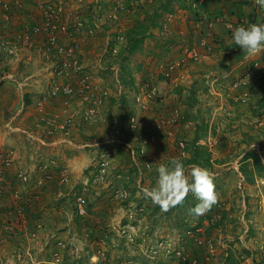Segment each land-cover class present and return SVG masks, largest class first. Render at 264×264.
Wrapping results in <instances>:
<instances>
[{"label":"rangeland","instance_id":"374dc122","mask_svg":"<svg viewBox=\"0 0 264 264\" xmlns=\"http://www.w3.org/2000/svg\"><path fill=\"white\" fill-rule=\"evenodd\" d=\"M68 1L70 2V6L71 2L73 3V12L80 11L86 23L88 20L92 22L94 16H97L100 19V23H102V30L95 37H89L96 43V52L89 55L87 60L83 61L82 64L84 65L83 70L85 72L90 73L109 90L110 96L100 105V113L102 119H106L105 123H99L98 125H87L83 123V125L76 126L74 129L72 128L69 134H67V138H69L68 140L72 144L64 143L57 147L53 144L55 141L47 142L49 146H44L40 143L42 148L54 147L59 149V155H51L59 165L66 151L73 153L79 152V154L85 155L86 157L84 160L85 163H83L85 167H82L81 174L79 173L78 176L77 173L76 175L73 174V171H71L73 169L67 165L71 172L70 182H79L76 187L77 191L86 189L84 194L86 196L87 210L92 205L91 212H88L87 218H74L71 222V227L69 226L70 231H66L69 233L67 234L68 237L66 236L67 251L72 252V249L76 247L79 249L80 252L75 251L80 256L77 264H154L152 262L153 259L150 257L151 254L146 248V246L150 247L151 245L145 246L140 243L137 245L130 244L118 234L110 231L109 226L112 223L120 224L124 220H130L127 222L136 224L139 233L144 230L151 232L153 235H151V238L156 242L158 240H170L176 243V245H183L185 231L197 224L203 225L206 216L202 215L196 218L190 213V208L198 203L191 193L189 194L193 198L192 204H186L182 209L172 208L168 211L170 213L169 215L160 209L156 211L151 210L156 205H153L150 200L145 199L140 189L142 187H154L153 185L156 184L158 178L157 169L149 171L151 174H149L150 178L147 183L145 173L141 176L140 173L136 174L134 172V163L123 145L116 144L110 147L112 155L109 158L110 167L106 182L102 184H94L92 182V176L95 173V166L93 164L96 163L97 155L102 148L94 146L88 147L86 145L99 144L106 141L108 135L107 129L111 126L109 100L113 96L118 99L120 90L116 78L121 76V70H114L113 65H120L122 60L119 58L117 63L115 57H110L102 65L100 63L106 38L108 36L114 37L116 31L118 29L120 31L118 23L106 20L109 8L118 0H100L98 4H93L92 0ZM75 1H77V4L79 3L78 6L80 7L75 4ZM139 1L137 11L140 8L142 10L145 2V0ZM44 2L45 0L41 1V3ZM27 3L28 1H24V4ZM81 7H89L90 9H85L83 12ZM30 12L27 11L26 13L30 19H33L35 11ZM119 23L121 28H123V21L120 20ZM16 27L19 29V26ZM158 30L160 31L161 29L152 30L154 33L146 38L143 49L145 48L146 42L152 36L156 37L155 31L157 32ZM45 49L30 47L24 51L20 59L16 60H12L6 56L4 57L6 59L0 60L3 62L1 67L9 68L10 72L14 75V78H12L17 81L30 83L37 79V81H40V79L42 81L43 79L44 89L46 90L52 81L55 63L52 61V54L47 52V48ZM143 49L136 52L126 62L132 79L127 78L125 81L127 84L123 82V96L128 100V107L139 116L136 115L139 121L137 134H133L132 139L129 140L130 144L134 146H139L142 143V138L139 135L154 134L155 126L153 129L152 127L155 120L153 117L157 112L155 110L148 113H137L139 109L134 101L137 91L135 88L137 87L133 88L132 86H136L134 85L136 83L140 84L149 72L156 71L159 61L170 60L169 58H158L156 66L151 69L150 66L154 62L148 57L146 58ZM202 55L201 62L181 69L177 75V85H161L162 94L164 95L163 100L166 105L169 108L179 110V122L176 123L178 125L177 133L173 140L170 141L172 154L167 158H169V161L174 157L180 158L184 162L185 159L190 158L192 148L194 147L193 142L197 136H202L197 144L201 146L202 150L210 154L208 157L211 166L206 164L205 168L214 175L216 192L224 201L226 208L223 221L219 226L208 230L210 237L214 238L221 248H219L218 255L214 256L209 264H227L225 257L228 251L221 247V244L225 242L228 244V249L231 248V250L238 253V256L243 260L242 264H264L261 257L264 251V174L256 171V166L252 158L246 159L250 152H255L261 160V165L264 166V117L256 114L252 110L251 105L257 100L254 92L259 97L264 95V86H260V82L257 83L258 78H262V74L258 71L253 72V75L250 76L251 88L247 92L244 90H236L231 86V82L238 77V72L236 71L237 74L234 73L233 75H219L220 70L217 71L215 69L213 71H216L218 74L216 72H206V61L208 58L206 57L207 54L203 52ZM29 57L33 59L27 61ZM144 62H151V64L149 66L147 64L143 65ZM248 67L250 68L251 65ZM30 74L33 75L32 78H28L31 76ZM9 86L13 90L17 89V87ZM23 92L25 91L22 90L21 93ZM246 93L247 97L244 96ZM233 96L238 98L240 96L243 97L242 99L236 100ZM18 98L19 100L21 99L20 96ZM4 104L5 101L1 103L3 105L2 108L6 107H4ZM57 105L59 109V113L57 114L62 115L63 120L65 115L62 112L60 104ZM76 105H74L75 107L73 106L74 109H77ZM2 108L0 110V118H3V125L7 124L6 128L9 130L8 125L12 116L9 113H3ZM55 111L52 109L50 112H52L51 114H55ZM117 112L118 108L113 110L111 114L113 113L114 115ZM141 116L143 117L142 120L140 119ZM78 122L80 123V121ZM38 123L41 128L38 127L37 129H41L40 131L42 132L43 123L41 121ZM94 132L97 133L94 134ZM59 134L63 136L62 138L66 136L61 132ZM118 136L121 141L125 142L128 140L125 137ZM2 138H6L7 140L6 135H2ZM181 138L187 139L188 149L186 155L180 153L176 144V141L178 142ZM156 144L157 142L149 146L150 159L152 158L151 153L156 147ZM38 146L31 145L34 151L38 149ZM5 150L7 149L1 151L5 152ZM165 159L166 157L159 160L163 163ZM245 165H248L249 170H254V173L250 177L253 180L251 184L249 183V179L241 172V168ZM190 166L186 165L185 167L190 171ZM245 187L246 189L244 191ZM123 191H127L130 194L127 200H122L117 196L119 192ZM95 202H101V206H104V213L103 211L101 213L103 216L102 221L109 225L108 227L105 225L103 229H99V234L96 232L95 235H91L89 234L90 229H88L90 222H87V219L90 217V220H92V218L94 219L96 217V214L92 213ZM72 205H74L73 202ZM66 209L67 212L64 214L70 218L74 206L68 205ZM126 212L128 213L127 215ZM66 222L68 221L66 220ZM66 228L68 229V227ZM80 228L83 230L81 231ZM96 234L101 238L95 241L92 237L97 238ZM139 237L138 242H141L143 239L142 235ZM241 238L243 239L242 241ZM91 248H94V251L89 250ZM194 250L195 248L190 247L187 251L191 253ZM244 250L250 251L251 255H248ZM93 256L98 257V259L92 261L91 257ZM168 263L183 264L180 263L179 259L177 260L175 258L168 259Z\"/></svg>","mask_w":264,"mask_h":264},{"label":"built area","instance_id":"2783aa9c","mask_svg":"<svg viewBox=\"0 0 264 264\" xmlns=\"http://www.w3.org/2000/svg\"><path fill=\"white\" fill-rule=\"evenodd\" d=\"M148 1L149 3H153L154 0ZM204 1L205 0H199V2H193V8L198 9ZM247 1L258 6L254 0ZM93 2L98 4L100 0H93ZM23 6V0H0V7L4 10V22L8 25L12 24L14 13L21 10ZM138 6V0H129V2L118 0L109 8L106 20L118 23L120 31L118 29L114 37L108 36L106 38L105 47L100 58L101 65L105 61H108L110 57H117L119 55L121 46L125 42L122 33L124 30L121 28L119 22L123 14L130 15L135 13ZM69 7L70 2L68 0L39 2L35 9L34 17L31 19L32 21L23 25V28L20 33L15 36L13 42H3L0 40V48L6 51L12 58L16 59L19 58L26 49L33 46L36 37L44 36L46 47L52 54V61H54L55 67L50 86L39 99L37 106L40 110H43L39 121L43 123L47 136H57L60 132L66 135H64L65 138H57V141L53 143L56 146H60L64 143L72 144V142L68 140L67 134L72 130L76 121L81 120L87 125L105 123L106 119H102L100 113V105L103 104L105 99L110 95L109 90L105 88L100 81L83 70L84 65L81 60L83 36L95 37L96 34L102 30V23H100V19L97 16H94L92 22H89V25L82 18L80 11H70ZM68 18H72V20L68 21ZM204 21L207 23L208 30L202 35L198 45L187 46L183 59H171L159 62L157 70L149 73L139 85L138 91L134 97L135 104L139 111L144 113L152 112L153 106H155L158 112L154 116V134L148 138L149 140L143 137L141 139L142 143L139 146L131 145L129 140L132 139L133 134H137L136 132L138 130V115L130 114L128 119L123 122L121 121V117L115 114L113 115L114 118H110L111 126L107 129L108 135L106 141L99 144L86 145L88 147L94 146L102 148L97 155L96 165L93 164V166H95V173L92 176V182L94 184L105 183L108 178L110 167L109 158L112 155L110 150L111 145L119 144L125 146L132 162L140 167V164L143 163L146 165L152 160L150 159L149 146L156 143L160 135L164 134L170 140H173L175 137L178 129L176 123L179 122V110L169 108L163 100L164 95L160 89V78L163 79L166 85H177V75L183 67L201 62L203 55L200 48L209 49V47L219 44L220 40L217 37L218 33L216 31L218 24H223L226 31L230 32L231 37L236 27H246L249 24L246 19L232 20L226 11L223 15L216 14L212 17L211 15H206ZM235 51L236 49H229L227 54L232 55ZM260 68L261 64L255 62L253 70ZM9 78L11 79L12 76H9ZM117 82L120 84L119 80H117ZM248 84H250V75L246 74L244 77L236 79L231 86L233 89L238 90L242 88V90L245 91ZM121 94L122 87L120 85L119 95ZM244 96L247 97V93L244 94ZM242 97L243 96H240L238 98L233 96L236 100L242 99ZM57 104H60L62 112L65 115L63 120V116L57 114L59 113V109L54 112L55 114H51L52 112H50L53 108L55 109L58 107ZM73 104H77L81 107L74 109ZM8 128L13 130L11 124L8 125ZM118 135L128 140L125 142L121 141ZM38 140L42 145L49 146L44 137H39ZM176 144L180 153L186 155L188 149L187 139L181 138L178 142L176 141ZM167 157L163 164H168L169 158ZM0 160V195L8 194L17 202L9 212L11 220L13 218L16 219H13L12 222H8L6 230L9 231V234L14 236L17 235L16 228L18 227L17 229L20 228V231L27 230L30 240H38V234L44 229V225L36 221L32 225V229L29 230V226L32 224L31 214L33 209H35L30 199L36 202L40 200L41 194L50 183H56L59 186H70V169L67 166L57 164L56 160L52 159L49 163H44L40 166L39 175L37 179L34 180L32 175L28 172H19L15 177L9 175L8 170L15 162V156L12 152H1ZM18 184H23L32 192L35 191V197H28L25 200L23 192L18 188ZM240 189L243 188L240 187ZM85 191V188L82 191H77V188L74 187L69 192V197L73 200L74 204V216L81 219H85L88 216ZM117 196L122 200H127L130 194L127 191H123L119 192ZM225 210V203L219 197L218 203L205 214L206 219L203 225L197 224L184 233L183 245H176V243L170 240H158L156 242L151 238L152 234L149 233V231L144 230L139 233L137 225L127 221L120 224L112 223L109 229L130 244L137 245L140 243L145 246L151 245L150 247L146 246V248L147 251L150 252V257L153 259L154 264H169L168 259L174 258L177 260L179 259L180 263L183 264H209L211 259L218 255L220 245L214 238L210 237L208 230L219 226L223 221ZM89 231L91 235L95 233L93 229ZM140 235H142L143 239L141 242H138ZM242 240L241 238V241ZM188 241L191 242L193 248L199 252L198 258L193 255V252L190 253L187 251V247L185 246ZM227 245V242H225L221 244V247L227 251ZM47 246L53 248L52 263L61 264L63 253L68 248L66 241L54 238L53 242H47ZM202 250H204V252ZM17 255L21 257V252ZM227 256L228 253L226 254V257ZM75 257L78 263L80 256L76 252ZM261 257L262 260H264V251ZM0 264H7L3 261L1 253Z\"/></svg>","mask_w":264,"mask_h":264},{"label":"crops","instance_id":"0c3cea01","mask_svg":"<svg viewBox=\"0 0 264 264\" xmlns=\"http://www.w3.org/2000/svg\"><path fill=\"white\" fill-rule=\"evenodd\" d=\"M6 1H11V0H6ZM24 1L25 2L28 1V3L24 4L21 10H18L14 13L13 24L10 25L4 22V18H3L4 10L0 7V40L1 41L13 42L15 36H17V34H19L21 29L23 28V25L26 24L27 21L28 22L32 21L26 12L35 11L37 5L42 0H23V2ZM45 2H50V1L45 0ZM72 4L73 3L71 2L72 7L71 6L69 7L70 11H73ZM75 4L78 6L79 3L77 4V1H75ZM85 9L89 10L90 8L89 7L82 8L83 12L85 11ZM140 9L139 11H137V13H134L133 15L132 14L122 15L123 18H121V21H123L122 27L124 30H127L128 28L132 27L137 20H140L144 17L145 15L144 11ZM170 9L171 12L165 13L164 15V19L162 21L163 24L162 27L160 28L161 30L160 31L158 30L157 32L155 31L156 37L152 36L151 39L146 42L145 48L143 49L144 52L142 51L145 54L146 58L148 57L150 60L154 62L152 66H150L151 69H153L152 67L156 66V62L158 58L162 57V58L180 60L183 59L187 46L189 45L193 46L195 44L198 45L200 38L208 30L207 23L204 21L206 15H211V17L216 14L223 15L224 12L227 10L226 12L229 11L228 14L232 20L246 19L248 21L251 18L252 14H255L256 17L255 16L252 17V20L255 21V19H257L256 20L257 23L264 22V8H260L259 6H256L254 4H244L243 2H240L238 0L227 1L224 8L223 7L220 8L216 0H207L206 3L200 7L199 9L200 14H195L190 10L184 9L181 6V4L177 1H174L172 3ZM71 20L72 18H68V21ZM16 26H19V29ZM216 31L218 33L217 37L220 40L219 44L217 46H211L209 47V49L200 48V50L203 53L207 54L206 57L208 58V60L206 61L207 63L206 67L208 70L205 69V71L211 73L216 72L213 71L214 69L217 71L220 70V68L222 67L221 64L223 63V59H225V57L227 56L224 53V49L228 45L234 44L231 39V36H229L223 24H218L216 27ZM152 33H154V31H152ZM32 47L40 48V49L47 48L45 44L44 36L36 37ZM93 52L94 53L96 52V43L94 42V40H91V38H89L87 35H84L82 48H81V60L82 61L87 60L89 55H91ZM235 53H237V51ZM4 57H6L5 51L0 48V60L6 59ZM32 59L33 58L29 57L27 61H30ZM251 61H261L262 64L264 65V52L253 57H249L245 55V57L242 60H240L232 67V73H236L237 71L238 74L240 75L245 70L248 72L250 70L248 66L250 65ZM2 63L3 62L0 63V96H1L0 107L1 108L3 107L1 103L5 101L4 107L5 106L6 107L2 108L3 113H9V115L12 116L9 124H11L13 130L9 128H8L9 130H7L6 128L7 124L3 125L4 120L3 118H0V153L4 152L1 150L7 149L5 150V152L6 151L12 152V154L15 156V162L13 166L8 170V173L11 177H15L16 174L19 172H28L30 175H32L33 179L36 180L39 175L40 166L44 163H49L52 159H54L52 158L51 155H59V149L57 148L54 147L42 148L38 138L42 136L45 138L47 142L49 141L52 142V141H57V138H62L63 136L62 135L60 136V134L57 136H47L44 125L42 127L43 129L42 132L40 131L41 129H37L40 126L38 122L43 112V110H40L38 108L37 103L39 99L42 97L43 93L47 90L44 89V84H43L44 80L42 79L41 81L40 79V81H37L38 80L37 79L30 83L17 81L16 79H13L14 75L10 72L9 68L7 72H4L5 68L1 67ZM145 64L149 66L151 62L149 63L144 62L143 65ZM218 65L220 68L218 67ZM228 66L230 67L231 65L228 64ZM113 69L119 70V67L117 65H114ZM253 71L250 70V72ZM222 74L228 75L225 74L224 72H221L220 70L219 75ZM30 75L31 76L28 78H32L33 75L32 74ZM9 76H12L13 78L10 79ZM39 82H41V84H39ZM9 85L17 87V89L13 90L10 88ZM20 90L21 91L24 90L25 92L21 93ZM41 90L42 91L45 90V91L41 94L42 92ZM18 95L21 97L20 100L18 98L19 97ZM74 105L76 104H73V106ZM76 106L78 108V105ZM117 108H118V112L117 114L116 113L115 114L120 117H125L130 114H136L135 111H132L131 109H129V107H124L123 105H119V104L116 105V107L114 106V108H112V111L116 110ZM57 109L58 107H56L55 109L53 108V110H57ZM137 111H138L137 113L141 112L139 110ZM142 116L140 117L141 120L143 118ZM79 121L80 123L78 121L75 122L73 129L76 128V126L83 125L84 122L81 120ZM153 128L154 125L152 129ZM96 133L97 132H94V134ZM152 134L153 133H149L139 136L140 138L145 137L144 139L149 140L148 138H150ZM2 135H6L7 140L6 138H2ZM36 141H38L39 143ZM170 141L171 140L168 139L164 134L160 135L158 137L156 147L153 149L151 153L152 165H148L147 167L144 166L145 164L143 163L140 164L139 167L140 175L142 176V169H141L142 167L143 173H145L146 176L145 179L147 183L150 178L149 174H151L149 173V171L158 168L157 166L161 163L159 159H162L172 154V150L170 149L171 147ZM32 144L37 146L39 145L38 149L34 151L33 150L34 148L31 147ZM85 158H86L85 155L79 154V152L73 153L71 151H66V153H64L61 165H65V166L68 165L69 167H71V169H73L71 170L73 171V174L76 175L77 173L78 176L81 170L83 169L82 167H85L83 166L84 165L83 163H85L84 161ZM0 164H1V160H0ZM78 183L79 182H71L70 186H59L56 183H50L46 186L44 192L41 194L40 200L36 202L35 200L30 199V202L34 204L35 209H33L31 214L32 224L29 226V230L32 229L33 227L32 225L36 221L41 222L44 225V229L41 230L38 234L39 237L38 240H32V239L30 240V238H28L27 230L20 231V228L17 229L18 227L16 228L17 235L13 236L9 234V231L6 230V227L8 226V222L9 221L12 222L13 219L14 220L16 219L13 218L11 220V217L9 216V212L17 204V202H15L14 199L8 194L0 195V253H1V257L3 258V261H5L7 264H53L52 263L53 248L48 247L47 242H53L54 238L67 241L66 236L68 237L67 234L69 233L66 231L68 230L70 231L72 220L74 218H79V217L74 216V210L71 212L70 218L66 216L64 213L67 212L66 208H68V205L73 206L72 205L73 201L69 197V192L72 188L77 187ZM153 186H155V184ZM18 188L23 192V196L25 200L28 197L29 198L35 197L34 196L35 191L32 192L29 188H26V186H24L23 184L22 185L18 184ZM101 205H102L101 202L94 203L93 206L94 208L92 209L93 210L92 213L96 214V217L94 219L92 218V220H90L91 218L88 217L87 222H90L88 229L95 230L97 228V230H99V229H103L105 225L108 227L109 224L102 221L103 216L101 215V213L104 210L103 209L104 206ZM127 214L128 213L126 212V215ZM66 220L68 222H66ZM126 221H130V220H124V222ZM65 226L68 227V229ZM80 230L82 231L83 229L80 228ZM96 236L97 238L92 237V239H94L95 241L101 238L98 234H96ZM95 241L94 243H96ZM89 250L94 251V248H91ZM75 251L80 252L77 247L73 248L72 252H68L67 250H65V252L63 253V259L61 263L77 264ZM19 252H21V257H18L17 255ZM152 262L154 263V261Z\"/></svg>","mask_w":264,"mask_h":264},{"label":"trees","instance_id":"16d2710c","mask_svg":"<svg viewBox=\"0 0 264 264\" xmlns=\"http://www.w3.org/2000/svg\"><path fill=\"white\" fill-rule=\"evenodd\" d=\"M174 1H177L181 4V6L184 9L190 10L195 14H200L199 13V9L200 7L206 3L207 0L204 1V3L198 8V9H194L192 6L193 2H199V0H154L152 4H149L148 0H145L144 5L142 7V11H144V18L137 20L135 22V24L128 28L127 30H125L123 33V36L125 38V42L122 46V48L119 51V55H118V59L120 58L121 64L119 65L120 70H121V76L119 77L120 81L125 84H127L125 81L127 78H129L130 80L132 79V75L131 72L126 64L127 61H129L131 59V57L136 53L139 52L143 49V45L144 42L146 40L147 37H149L152 34V30L153 29H158L162 27L163 24V19H164V15L165 13L171 12V5ZM217 3L219 4L220 8H224V6L226 5V2L229 0H216ZM240 2H243L244 4H253L251 2H248L247 0H238ZM255 5V4H254ZM161 10V11H159ZM227 11V10H226ZM229 12V11H228ZM255 14H252L251 18L248 20V23H257L255 19L252 20V17H254ZM256 17V16H255ZM230 36V32H227ZM237 48V53L232 54V55H227L226 51L227 49H234ZM224 53L228 56L225 57V59H223V63L221 64V72H224L225 74L228 75H233L234 73H232V67L238 63L240 60H242L245 57V53L235 44H230L228 45L225 49H224ZM230 57V58H229ZM118 59H117V63H118ZM255 62H259L261 64V68L260 69H256L255 71H258L260 74H262V78H258L257 83L260 82V86H264V65L262 64L261 61H251L250 65L251 67L249 68L251 71L254 68V63ZM1 63V61H0ZM228 64H230L231 66L229 67ZM2 65V64H1ZM247 69V70H249ZM250 70L247 72L246 70L240 74L237 78H235L231 84H234L235 80L240 78V77H244L246 74L248 75H253V72H251L250 74ZM8 68L4 69V72H7ZM251 82L250 84L247 85L246 87V92L249 90V88H251ZM133 88H135V86H132ZM244 88V87H243ZM237 90V89H236ZM238 90H242V88L238 89ZM254 95L256 96V102L252 105V110L255 111L256 114H259V116H263L264 117V95L261 97L258 96V94L256 95V93L254 92ZM135 101V100H134ZM123 105L124 107H128V100H126L125 96L121 95L118 97V99L112 97L109 100V106H110V111L112 112V108L116 105ZM130 109V108H129ZM110 112V118H114L113 117V113L111 114ZM128 116L125 117H121V121H126V119H128ZM139 117V116H138ZM202 136H197V138L195 139V141L193 142L194 147L192 148V153L190 154V158L185 159L184 164L186 165H199L200 167H206V164H208V166H211L210 162H209V157L210 154H208L207 152H205L204 150H202L201 146H199V144H197L198 141H200ZM252 158L254 161V165L256 166L255 169L256 171L263 173L264 174V166H262L261 164V160L259 159V156L255 153V152H250L247 155L246 159ZM148 165H152L151 164V160L148 164L144 165L147 166ZM143 166V165H142ZM157 166V165H156ZM158 167V166H157ZM156 167V168H157ZM133 169L134 172L136 174H139V167L137 165H133ZM241 172L242 174L247 177L249 179V183L251 184V182L253 180H251V175L254 173V170H249L248 165H245L241 168ZM142 174H143V168H142ZM246 189V187L244 188V190ZM192 196L189 194L187 196V198L185 199V201L183 202L182 205L176 206L174 208H183L186 204H192L193 200H192ZM73 201V200H72ZM139 206H141V204H139ZM91 208L92 205L89 206L88 208V212H91ZM150 209V207H149ZM160 208L158 206H154V208L152 207L151 210L156 211L159 210ZM154 214V213H152ZM167 214L169 215L170 213L167 212ZM188 230V229H187ZM186 230V231H187ZM185 231V233H186ZM94 232H98L99 234V230H94ZM94 233V234H95ZM187 250L190 249V247H193L191 242L188 241V243L186 244ZM204 252V250H202ZM228 256L225 257L226 258V263L227 264H242V259L238 256V253L234 250L228 249ZM248 255H251L250 251L248 250H244ZM193 255L195 257L198 258V252L196 250L193 251ZM264 261V260H263Z\"/></svg>","mask_w":264,"mask_h":264},{"label":"clouds","instance_id":"9594fccd","mask_svg":"<svg viewBox=\"0 0 264 264\" xmlns=\"http://www.w3.org/2000/svg\"><path fill=\"white\" fill-rule=\"evenodd\" d=\"M53 1L54 0H52V2ZM125 1L129 2V0H125ZM138 2L140 3L139 0ZM254 2L260 8H264V0H254ZM93 4L95 3L93 2ZM88 24L90 25V23ZM231 39L233 43L237 45L249 57H253L264 52V22L250 23L246 27L245 26L236 27L232 32ZM228 50L229 49H227V51ZM47 52H49V50H47ZM5 55L10 57L11 59H15L12 58L6 51H5ZM20 58H16V59H20ZM115 59H118V56L117 58L115 57ZM114 65H117L119 67V64H114ZM114 70L117 71V69ZM149 73L146 75V77L149 75ZM117 80L120 81L118 77L116 78V82ZM140 84L137 85L134 84L136 85L135 87H137L135 88V90L137 89L138 91ZM163 84L166 85L163 82V79L160 78V89H161V85ZM120 85L122 87L121 95H124V84L121 81L120 84L118 83L119 89H120ZM155 110L156 107L153 106V111ZM157 173H158V178L155 186L151 188L142 187L140 191L143 193V197L145 199L150 200L153 205L158 206L162 212L166 213L170 211L172 208L182 205L185 199L187 198V196L189 195V193L193 194L196 200L198 201V203L189 210L190 213L196 218L205 215L208 211L212 209L214 205L218 203L220 196L216 192L214 175L207 168L193 164L190 166V171H189L186 169L184 162L180 158L174 157L168 162V164H163V163L159 164L157 168ZM97 259L98 258L95 256L91 257L92 261H96Z\"/></svg>","mask_w":264,"mask_h":264}]
</instances>
